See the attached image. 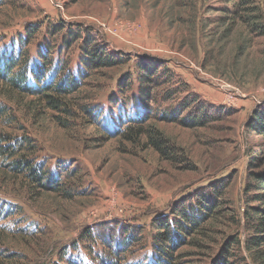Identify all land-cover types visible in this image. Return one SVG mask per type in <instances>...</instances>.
<instances>
[{
    "label": "rangeland",
    "instance_id": "obj_1",
    "mask_svg": "<svg viewBox=\"0 0 264 264\" xmlns=\"http://www.w3.org/2000/svg\"><path fill=\"white\" fill-rule=\"evenodd\" d=\"M256 4L262 19L248 23L232 18L227 0H0V49L61 58L55 85L84 71L65 93L0 80V152H17L0 153V264H99L114 249L125 264H264L245 218L252 172L264 171V139L249 128L264 111V0ZM83 36L131 61L85 66ZM145 62L169 71L157 73L156 103L140 99L136 65ZM169 86L179 93L170 97ZM192 98L208 104L206 125L161 117L183 118ZM139 118L166 136L163 150L122 132ZM21 159L58 187L15 170ZM202 194L215 197L210 219L178 228L184 206L204 210ZM168 222L175 244L159 260L154 234Z\"/></svg>",
    "mask_w": 264,
    "mask_h": 264
},
{
    "label": "trees",
    "instance_id": "obj_2",
    "mask_svg": "<svg viewBox=\"0 0 264 264\" xmlns=\"http://www.w3.org/2000/svg\"><path fill=\"white\" fill-rule=\"evenodd\" d=\"M227 2L232 3V8L227 9L231 10L232 18L240 20L242 22H251V15L254 16L256 21L262 19V9L259 5L256 4V0H227ZM254 25V24H253ZM62 26H56L55 31H62ZM24 39L25 44L29 45L30 40L27 36ZM64 46L71 47L72 40L69 38H65ZM20 47L18 51L14 49V47H7L0 49V80L5 82L6 84H10L17 90H21L22 92L27 93H43L46 90H54L58 93H65L75 89L79 83V76L84 73L80 71L78 76L74 75L71 71H68L66 75L59 80L58 85H55V79L61 74L64 69V65H60L58 61L61 58H55L54 56H49L50 51L45 53L39 51L37 53L34 52H24ZM82 55L84 60L86 61L85 66H89L92 69H113L118 66L121 62L129 63L131 58L116 56L113 53L108 52L101 43L92 38L91 36H83L81 40ZM137 75L140 82V99L142 101H148L149 103H156V97L153 94V87L155 85H163L165 81L160 82L161 77H166L169 73L165 68H163L162 62H154L152 64L145 62L143 64L136 65ZM86 68V67H85ZM161 72L163 76H158L157 73ZM52 73V74H50ZM55 73V74H54ZM55 75L54 79H50L51 75ZM61 76V75H60ZM170 82V80H169ZM34 84V85H33ZM133 82L130 83V85ZM144 85H150V89H146ZM179 86H169L166 90V94L172 97L173 95H177L179 93ZM72 88V89H71ZM49 98V103L53 105H59L56 99L47 95ZM194 104L192 107L191 105ZM186 112V116L183 118L179 117L181 114L175 111L172 113H162V116L167 121H178L183 125L189 127H197L204 126L207 124V119L211 115L210 108L208 104L202 101L197 100L196 98H192L190 104H186L183 106L181 112ZM132 123H138L136 128L131 126H126V128L122 131L124 132L129 139L133 137H140L146 135L151 139V143L157 149L163 150V144L166 143L165 135L158 134L152 128H146V121H141L139 119H132ZM249 128L256 131L258 134L262 135L264 139V111L260 113L258 117L255 119L253 124H249ZM164 137V139H163ZM5 136H0V143L5 141ZM22 142V141H21ZM167 144V143H166ZM2 154L9 153L11 157L16 155L15 149L3 148L1 150ZM259 161L264 162V155L260 157H256ZM260 165V164H259ZM14 169L17 171H28L29 177H31L34 181L41 184L43 187L48 188L52 187L53 189L57 188V182H53V177L49 178L48 184L43 183V179L45 178L46 173L42 171L38 165L30 162L26 159L17 160ZM252 180L249 181L247 192H250V196L248 197V205L245 209L246 211V221L248 227L252 229L255 233L254 237L249 240V244L254 247H260L262 253H264V171L260 172H252ZM53 183V185H52ZM200 205L204 207V210L200 209L197 206V210L192 211L188 207H185L179 210V220L176 222V226L180 229L187 228L186 221L192 222L193 225H197L200 220H209L211 215L210 212L214 210V202L215 197L213 194H202L201 199H199ZM257 204V205H253ZM179 209V208H178ZM206 210V211H205ZM194 212V213H193ZM172 223L163 224L166 230L160 229L162 227L161 224L158 226L157 232L154 234L153 244H155L156 248H158L159 260L169 257L171 255L170 249L173 248L174 238L173 231L171 228ZM174 229V228H173ZM172 242L168 248H165L164 245L168 242ZM122 242V241H121ZM123 243V242H122ZM253 244V245H252ZM122 245V244H121ZM119 249H114V253L111 255L109 259H105V256H101V261L99 264H125L122 261V258H119ZM107 257V256H106ZM71 264V263H70ZM219 264H227L226 260L223 259Z\"/></svg>",
    "mask_w": 264,
    "mask_h": 264
}]
</instances>
